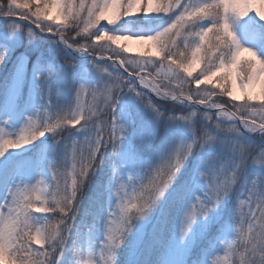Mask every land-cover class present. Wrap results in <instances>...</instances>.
<instances>
[{
	"label": "snow or ice",
	"instance_id": "1",
	"mask_svg": "<svg viewBox=\"0 0 264 264\" xmlns=\"http://www.w3.org/2000/svg\"><path fill=\"white\" fill-rule=\"evenodd\" d=\"M248 14L247 4L237 0L0 3L8 35L22 32L29 41L50 40L65 55L86 56L99 76L96 82L74 78L71 102L58 108L51 73L38 70L36 88L47 106L26 118L19 135L0 125V264H117L122 248L121 264H210L220 251L233 258L231 264H264V101L249 103L247 91L264 76V58L242 47L234 33V22ZM137 15L153 16L158 27L135 32L97 27L105 19L116 26ZM120 40L148 47L129 56ZM241 51L255 59L241 61ZM8 54L0 50V65ZM214 77L212 88L201 87ZM231 83L244 93V103H232ZM85 91L90 104L82 101ZM153 94L176 102L173 114L165 115ZM126 95L155 121L183 125L188 138L141 166L139 154L151 149L153 136L136 137L122 120ZM220 95L231 100L215 99ZM177 104L181 114H175ZM48 133L50 155L29 158L9 150ZM130 135L135 150L125 152ZM194 154L199 163L181 174ZM101 168L106 181L90 198L88 188ZM211 264L226 261L215 258Z\"/></svg>",
	"mask_w": 264,
	"mask_h": 264
},
{
	"label": "rangeland",
	"instance_id": "2",
	"mask_svg": "<svg viewBox=\"0 0 264 264\" xmlns=\"http://www.w3.org/2000/svg\"><path fill=\"white\" fill-rule=\"evenodd\" d=\"M241 5L247 4L249 14L248 16L242 18L239 21L234 22V33L236 35L237 40L241 44L242 47H251L254 51L257 52L258 56L264 58V41L260 40V31L257 29L258 27L264 26V21H260V17L264 16V0H237ZM259 13V15H257ZM55 15L53 11L51 13ZM111 13H108L107 16H110ZM138 16V15H137ZM137 16L125 17L119 25L111 26L107 25V19L103 20L102 25L97 27H102L108 31H111L113 28H126L129 32H135L138 30L144 29H156L159 25V21L157 20L153 23V16H140V20H137ZM52 22V21H50ZM57 23H62L60 20L55 21ZM119 23V21H117ZM257 27V28H256ZM27 29H25V32ZM23 38H27L23 35L22 32L13 33L11 35L7 34L5 21L4 23H0V50L7 48L8 56L5 60L11 59L14 60V66L11 70L10 76L7 77L6 81L0 86V125L6 128V131L12 132L16 131L17 135H19V128L23 127V124L26 122V118L28 116L35 115L38 109L42 107H46V103H42L41 101V93L36 88V84L39 81L36 79V72L47 71L50 72L51 75L49 77V84L51 85V76L53 73V66L50 63L39 64L36 62H30L28 58H26L25 53H19L16 55L15 53L19 48L24 44ZM48 42L49 48L53 44L50 40L46 39ZM118 44H122L128 48V52L124 53L129 56H136L138 53L142 52V49L147 47V45L133 41V40H120L117 42ZM239 59L243 60H253L255 59L250 52L241 51L239 53ZM4 64L0 65V78L2 74V69ZM79 73L77 80L80 82H96L99 79L97 73L93 69V75L90 76L88 65L80 64ZM201 65V64H200ZM200 65H195L196 68L200 67ZM37 66H40L38 69ZM235 77L233 76V80ZM264 85V76L260 78V82L254 84L250 87L248 91V95L254 96L259 93L261 87ZM193 87L195 85L193 84ZM201 87H203L201 85ZM230 88L236 100L234 102L242 101V97L244 93H242L237 84L231 83ZM154 95V94H153ZM155 96V95H154ZM19 97H21L19 99ZM156 97V96H155ZM73 98H75V92L73 94ZM82 101L85 103H91V97L88 95L87 91L81 94ZM157 98V97H156ZM230 98V97H229ZM158 99V98H157ZM216 99V98H215ZM231 99V98H230ZM169 100V99H168ZM71 102V97H67L64 101H61L59 98L56 101V106L58 108H66ZM124 109L121 113L122 120L125 121L126 124H131L135 136H144L147 138L148 136H153L152 141L154 140V132H150L149 126L152 125V129H156V124L158 121L154 120V117L147 110H145L142 106H137L134 102V99L131 96H124L121 100ZM178 106V105H177ZM45 110L41 109V115ZM139 119H136V117ZM8 117L9 123L7 125H3V118ZM168 127V131L164 134L162 138L161 145L154 150L151 149L145 153L139 154L138 162L141 166L148 164L149 162L155 163L160 155L162 148L170 147L178 142L181 138H188V133L186 128L183 125L176 123H165ZM137 130V133H136ZM27 134V133H24ZM49 134V133H48ZM10 139L17 138L16 136L9 137ZM39 140L34 142L32 145H26L23 149L14 150L9 149L10 151H15L18 154H23L26 157L33 158L38 154H51V146L52 141L49 140L48 136L38 138ZM135 138L133 135L128 137V140L125 143L124 151H133L135 145ZM153 146V145H152ZM151 146V147H152ZM190 158V157H189ZM200 157H197V161L194 164L196 166L199 163ZM193 166V168H194ZM192 168V169H193ZM41 179V178H37ZM106 181V176H105ZM35 183V181H33ZM45 185H41L44 187ZM128 191L129 198L131 200L132 193L131 189H126ZM246 227V225H245ZM33 247H40L38 244L33 243ZM195 255V254H194ZM229 257V256H228ZM227 257V258H228ZM97 258H99V249H97ZM219 258L221 261L226 259L225 253L220 251L219 253L213 254V257H210L211 260ZM74 259H79V257H75Z\"/></svg>",
	"mask_w": 264,
	"mask_h": 264
},
{
	"label": "trees",
	"instance_id": "3",
	"mask_svg": "<svg viewBox=\"0 0 264 264\" xmlns=\"http://www.w3.org/2000/svg\"><path fill=\"white\" fill-rule=\"evenodd\" d=\"M0 3H4L6 5L7 0H0ZM34 10V9H33ZM16 17H19L18 15ZM140 15L137 16V19L139 20ZM62 23L63 21L60 20ZM0 23H4V22H0ZM260 31V34L262 32H264V26L258 28ZM23 45L21 46V48L18 49V51L15 53L16 55H18L19 53H25L26 57L29 59L30 62L33 61H38L39 64H46V63H50L53 66V73H52V80H51V90L53 93H56V101L58 100V98L61 101H64L67 97H71V87H72V82L73 79H77L78 78V73L80 70V64H86L88 65V70H89V74L90 76L93 75V69L91 68V65L88 64V58L87 59H78V58H73L70 57L69 55H65L64 52L60 51L56 45H54V47L52 46L51 48H49L48 46V42L46 39H40L39 37L33 38L31 41H29L27 38H23ZM148 47V46H147ZM146 48V47H145ZM145 48L142 49V52L138 53L141 54L145 51ZM137 54V55H138ZM154 59H156V57H153ZM241 61H248V60H243L241 59ZM67 62V63H66ZM14 66V60H7L3 69H2V74H1V78H0V85L3 83V81L6 79V77H8L9 73L11 72V70L13 69ZM203 65L201 64L200 67L196 68L195 65L193 66V75H196L199 71L200 68ZM217 75H222V73H218ZM218 81L216 80V78L214 77L211 83L206 82L204 85H202L204 88H212V86L217 83ZM217 92H220V89L217 88L216 89ZM74 94V92H73ZM218 101L221 102H228L231 99L227 96V95H220L215 97ZM153 99V98H152ZM154 102L158 103L160 105L161 111L165 113V115L168 114H173L172 110H171V103H166V102H157L153 99ZM262 101H264V85L261 87L259 93H257L256 96H254V98L249 101V103L253 104V105H258L260 104ZM135 104L137 106H142L139 105L138 102H136L134 100ZM232 103H244V100L240 101V102H234L232 101ZM178 105V104H177ZM230 107V104L228 105ZM143 107V106H142ZM180 105H178L176 107L175 110V114H181L179 112L180 109ZM147 113H149L147 111ZM186 114V113H184ZM136 117V115H135ZM136 119H139L138 117H136ZM166 120H164L163 118H161L158 123L156 124V129H152V125L149 126V129L151 130L150 132H154V140L152 141V147H151V151L154 152V150L156 148H158L161 143H162V138L164 136V134L168 131V127L166 126ZM170 123V122H168ZM137 133V130H136ZM48 138L49 140H52L51 138V133L48 134ZM136 142V140H135ZM199 155H195L190 157L186 162H185V167L183 169H181V174L185 173L186 171H191L197 157ZM104 182V169H98L96 172V175L93 176L92 178V184L89 186L88 188V197L90 198H94L96 193L98 191H100V188L98 187L99 185L103 184ZM87 191V190H85ZM135 195V194H134ZM101 202H103V197L100 198ZM138 201L132 199V203H137ZM87 203V201H86ZM157 212H159V208L157 209ZM156 217V213H153V219H155ZM123 253H124V249H121V255L117 260V264H121V261L123 259ZM233 258L231 256H229L225 261L226 264H231V260Z\"/></svg>",
	"mask_w": 264,
	"mask_h": 264
},
{
	"label": "water",
	"instance_id": "4",
	"mask_svg": "<svg viewBox=\"0 0 264 264\" xmlns=\"http://www.w3.org/2000/svg\"><path fill=\"white\" fill-rule=\"evenodd\" d=\"M34 27V26H33Z\"/></svg>",
	"mask_w": 264,
	"mask_h": 264
}]
</instances>
